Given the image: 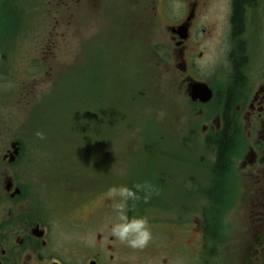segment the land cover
Returning a JSON list of instances; mask_svg holds the SVG:
<instances>
[{
    "label": "rangeland",
    "instance_id": "rangeland-1",
    "mask_svg": "<svg viewBox=\"0 0 264 264\" xmlns=\"http://www.w3.org/2000/svg\"><path fill=\"white\" fill-rule=\"evenodd\" d=\"M154 1L49 9L19 0L0 8L12 10L19 26L8 39L0 37V215L9 204L3 188L9 177L31 207L61 218L65 210L77 212L87 246L101 250L102 264L202 262L190 237L195 216L206 223L203 211L211 209L203 206L211 199L193 196L191 178L207 186L215 156L192 141L195 113L180 94L171 34L164 29L178 21L182 0H168L162 20L151 14ZM203 46L200 75L212 81L224 57L210 42ZM12 142L21 151L9 164L3 158ZM199 159L204 167L193 163ZM145 183L151 185L147 201L138 191L140 199H128L125 212L146 219L152 239L134 249L110 233L115 206L124 203L112 189L137 191ZM249 209L241 214L232 206L223 214L232 222L245 216L246 237ZM242 248H221L216 263L242 264Z\"/></svg>",
    "mask_w": 264,
    "mask_h": 264
},
{
    "label": "flooded vegetation",
    "instance_id": "flooded-vegetation-1",
    "mask_svg": "<svg viewBox=\"0 0 264 264\" xmlns=\"http://www.w3.org/2000/svg\"><path fill=\"white\" fill-rule=\"evenodd\" d=\"M17 1L0 0V8ZM32 2H41L49 9L54 6L67 9L71 5L95 4L97 0H25L24 3L33 6ZM153 3L151 14L162 20L166 1ZM182 4L178 21L164 29L168 32L170 28L185 25L181 34L169 31L179 77L177 85L183 100L195 113L192 141L207 147L215 156L207 186L191 178L193 196H213L216 202L208 201L210 205L203 206L211 209L203 211L206 223L195 216L194 236L190 240L196 258L202 262L217 264V260L221 261V248L239 244L243 245L242 258L239 257L242 264H264V4L262 0H182ZM236 5L240 6L238 26L234 19ZM4 9H0V37L8 39L19 26L13 18L15 13ZM9 18L10 25L6 27ZM206 42L218 52L217 56L224 57V68L214 72L212 81L203 79L198 65ZM202 85L211 90L208 101H202L198 92H193L194 87L199 89ZM224 134L230 148L223 170L217 172L219 144ZM202 161L193 163L204 167L205 164H197ZM98 186L101 187V181ZM18 191L15 196L5 192L9 204L1 209L4 214L0 215V264H102L101 250L87 246L86 225L77 218V212L65 210L62 218L48 214L40 205L31 207L30 199L24 198L20 188ZM246 205L252 212L249 237H246L245 216L243 220L236 216L234 222L228 215L223 217L232 206L242 214ZM96 238L101 240V235Z\"/></svg>",
    "mask_w": 264,
    "mask_h": 264
},
{
    "label": "clouds",
    "instance_id": "clouds-1",
    "mask_svg": "<svg viewBox=\"0 0 264 264\" xmlns=\"http://www.w3.org/2000/svg\"><path fill=\"white\" fill-rule=\"evenodd\" d=\"M36 135L39 139H44L43 133L38 132ZM135 187L137 191H132L127 187L112 189L113 194H118L124 203H120L115 206V211L118 213L117 222H109L110 233L121 243H126L129 247L142 249L146 247L152 239V233L148 226V222L144 218L130 219L125 212V206L128 199H140L137 192L141 190L146 192L144 199L147 201L149 198L148 193L151 191V185L145 183L143 186L136 185Z\"/></svg>",
    "mask_w": 264,
    "mask_h": 264
},
{
    "label": "trees",
    "instance_id": "trees-1",
    "mask_svg": "<svg viewBox=\"0 0 264 264\" xmlns=\"http://www.w3.org/2000/svg\"><path fill=\"white\" fill-rule=\"evenodd\" d=\"M239 18H240V6L236 5L235 12H234V19H235L237 26H238ZM237 78H238V74L236 75V79ZM221 141H222L221 144H219V155H218V162H217L218 166L216 167L217 172H221L223 170V167L226 162L227 152L230 148V141L227 137V134L223 135V138L221 139Z\"/></svg>",
    "mask_w": 264,
    "mask_h": 264
},
{
    "label": "water",
    "instance_id": "water-1",
    "mask_svg": "<svg viewBox=\"0 0 264 264\" xmlns=\"http://www.w3.org/2000/svg\"><path fill=\"white\" fill-rule=\"evenodd\" d=\"M206 90L199 89V91H198V96L200 97V99L202 101H208L210 99L211 93H210V91H208V90L206 91ZM195 91H196V89L193 90V92H195ZM10 149H11L12 152L9 155L8 163L11 164V163H13L15 161L16 157L18 156V152H19L18 144L17 143H12L10 145ZM6 157L7 156H5V159H6ZM11 188H12V185H11V182L9 180V181H7L5 183V190L8 192V191L11 190ZM16 194H19V191L16 190L12 196H14Z\"/></svg>",
    "mask_w": 264,
    "mask_h": 264
},
{
    "label": "bare ground",
    "instance_id": "bare-ground-1",
    "mask_svg": "<svg viewBox=\"0 0 264 264\" xmlns=\"http://www.w3.org/2000/svg\"><path fill=\"white\" fill-rule=\"evenodd\" d=\"M209 198L211 199V201L216 202V198L215 197L209 196Z\"/></svg>",
    "mask_w": 264,
    "mask_h": 264
}]
</instances>
